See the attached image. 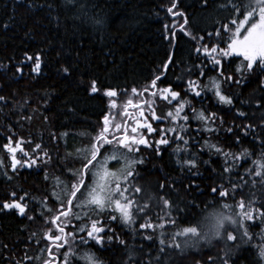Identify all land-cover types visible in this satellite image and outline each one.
Returning a JSON list of instances; mask_svg holds the SVG:
<instances>
[{
    "label": "trees",
    "instance_id": "trees-1",
    "mask_svg": "<svg viewBox=\"0 0 264 264\" xmlns=\"http://www.w3.org/2000/svg\"><path fill=\"white\" fill-rule=\"evenodd\" d=\"M223 4H227V0H207V3L177 0L173 11L183 12L188 20L182 31L180 25L184 24V17L167 11L172 0H0V96L5 98L0 100V161H3L0 165V258L11 256L9 264H16L12 258L22 259L24 247L21 245L26 241L27 256L34 258L27 264H40L35 257L42 259L46 255L41 249L54 248L50 241L42 239L49 228L54 229L45 222L58 208L52 196L53 190L59 191L54 178L60 177L65 183L70 181L68 169L81 167L76 150L91 143L102 126L104 115L109 116L111 124H122L120 112L131 99L143 109L144 117H140V109L132 108L134 113L127 120L129 133L132 134L130 129L136 126V119L146 120L156 129L152 133L139 129L153 146H140L139 153H133L135 159L143 158L144 163L137 165L138 174L129 178L128 185V195L136 204L147 203L149 207L145 213L136 212L135 223L131 225L119 218L109 219L110 215L119 217V213L97 214L85 210L87 219H72L65 229L76 233L75 243L65 245L61 251L73 248L75 264H88L83 257L91 253L99 257L102 264H221L226 245L235 247L239 241L193 238L185 245L186 238L178 236L179 249L169 247L168 242L173 233L189 223L202 222L206 229H211V215L215 211H236L235 208L224 209V204L234 206L241 198L245 202L255 200V207L264 203L262 178L250 171L256 168L252 161L259 157L261 147L242 131L245 125H254L255 129H248L249 133L254 131L264 139V101L257 106L264 95V88L259 85L264 73L258 75L257 69L243 84L229 83L220 76V69L225 77L231 75L233 81L239 79L235 69L241 65L243 57L214 53L222 62L217 66L211 62L212 56L196 51L205 44L209 48L226 47L230 33L224 32L222 25H230L235 16L231 14V6L222 8ZM165 25L169 27L168 33ZM217 29L221 30L220 37L215 35ZM172 31L176 38L170 43L165 35L171 39ZM208 33L213 35L210 37ZM192 36L197 39L193 40ZM169 54L174 62L165 71L162 66ZM37 55L40 57L38 73L33 71ZM65 68L67 73L63 71ZM157 75L161 76L157 89L171 85L174 91L180 92L178 101L169 103L160 95L152 96L156 89L151 88L140 94ZM214 79L220 81L224 94L234 98L233 105L220 103L212 87ZM189 80L196 82L197 90L201 91L199 97L188 91ZM93 81L97 92L91 91ZM133 88L137 93L132 92ZM110 89L116 90V97L104 94ZM113 100L116 107H111ZM183 101L191 103L177 119L168 117L167 113H174L178 102ZM193 109L196 113L203 110L206 115L215 113V118L207 122L197 120ZM153 111L160 119H151ZM238 111L245 112L246 116H239ZM184 116L189 119L184 120ZM169 128L175 131H160ZM206 128L215 131H206ZM178 135L183 136V140L176 139ZM162 136L170 143L160 145L157 155L154 142ZM9 137L13 146L15 141H21L24 152L30 157L46 160L44 153L47 152L51 160L13 171L11 155L4 147ZM37 144L41 146L39 149L35 147ZM208 145H216L223 152L217 153ZM244 148L250 150V157L233 160L229 156L226 162L223 153L238 154ZM105 150L110 153L112 148L106 145L101 151ZM16 156L25 158L19 150ZM189 159L196 160L195 168L189 169L183 163ZM226 166L232 168L230 173L223 172ZM233 184L238 186L234 193ZM218 186L228 189L230 195L221 198L211 191ZM135 187H140L141 192L136 193ZM161 198L173 202V207L165 208ZM11 200L26 204L25 214H17L14 208L4 209L3 203ZM45 204L53 209L51 213ZM76 211L84 217V211ZM169 212L175 225L167 223L166 213ZM29 216L34 218L30 220ZM90 219L100 220L99 226L105 228L103 247L91 240L87 245L79 242V236L84 233L78 232V228L88 224ZM148 222L154 226L163 223L164 227L139 228L141 223ZM246 226L250 233L261 231L259 221L246 222ZM227 230L233 228L229 226ZM33 233H36L34 237ZM147 235L153 240H145L143 237ZM109 236L111 241L107 239ZM162 238L166 241L163 246L159 244ZM260 242V236L256 235L251 243L243 244L232 257V264H264L256 247Z\"/></svg>",
    "mask_w": 264,
    "mask_h": 264
},
{
    "label": "snow or ice",
    "instance_id": "snow-or-ice-1",
    "mask_svg": "<svg viewBox=\"0 0 264 264\" xmlns=\"http://www.w3.org/2000/svg\"><path fill=\"white\" fill-rule=\"evenodd\" d=\"M207 3V0H204ZM231 6V14L235 18L230 20V25L234 26L230 28L229 24L222 25V29L226 33H230L228 40L226 42V47L219 48L218 45H213L209 48L206 44L201 47H197L196 51L200 52L201 50L206 56H212V63L214 65L220 66L221 60L217 59L214 53L219 52L220 55L228 57L231 55H237L243 57V62L238 66L235 71L239 74L240 78L233 81L231 75L224 76L222 68L220 69V76L229 83L235 82L237 84H243L248 76L254 71L264 73V0H227V4L221 5L222 8H227ZM177 8V0H172V5L167 9L168 13L173 16H183L184 24L180 25L182 31H185L184 25L188 23L187 17L183 12H176L173 9ZM166 33L169 32L168 25H165ZM191 35V33H187ZM171 39L169 35H165V39H169L171 43L176 38V33L171 32ZM211 37L213 34L208 33ZM216 37L221 36V30L217 29L215 33ZM193 40H196L197 37L192 36ZM200 40H203V37H199ZM31 59V57H28ZM173 57L171 54L168 56V60L163 64V69L166 71L169 68V65L172 64ZM40 70V57L37 55L36 64L33 68L34 72H39ZM19 71V69H18ZM65 73L68 72V69H63ZM201 75H204V72L201 71ZM161 79V76H155L149 87L142 90L143 92H148L149 88L156 89L151 94L152 96L160 95L162 99L167 100L171 103L173 100H179L180 92L174 91L169 85L163 89H157V81ZM177 79H180L179 77ZM188 91L194 93L195 96L199 97L201 91L197 90V84L195 81L189 80L187 82ZM259 85L261 88H264V76L259 80ZM212 87L215 91V96L219 99L220 103L225 105H233L234 98L232 96L226 95L222 91L221 83L219 80L214 79L212 81ZM92 92H97L96 82H92L91 86ZM133 93H137V89H132ZM108 97H116L117 92L114 89L106 90L104 93ZM5 98L0 96V100ZM264 101V95L261 96V99L257 101V106H260L261 102ZM190 101L178 102L175 112L169 111L167 113L168 117H171L173 120L177 119L180 116L181 112L185 109L186 106L190 105ZM127 105L140 109V117H144L143 109L140 108L139 104H134L131 99L127 101ZM111 107H116L115 100L112 101ZM124 115H128L125 110ZM239 116H246V113L243 111H238ZM193 116L195 119L207 122L209 120H214L215 113L205 114L203 110L199 113H196V110L193 109ZM152 120H158V117L155 114V111L152 112ZM184 120H188V116L183 117ZM147 129L148 133L156 131L152 128V125L146 120L141 122L140 119H136V126L131 127L129 134V128L127 125L122 124H111L108 115L103 116L102 126L94 137L91 138V143L84 148L77 149L76 153L81 158V167L79 169H68L71 172V179L69 182L65 183L60 179V177H55L56 187L59 188V191L53 190L52 196L55 197V202L58 203V208L56 209L55 215H52L49 218L45 219L46 223H50L54 226L49 228L42 237L46 241H50L52 246H48L44 249H41L42 252L47 253V257L41 259L40 256L35 257L36 260L40 261L41 264H73V259L76 257V251L73 248H69L68 251L60 252L65 245H72L77 239V235L74 232H66L65 229L68 227L72 219L81 220L88 218V212L85 210H91L97 214H102L106 211H111L119 213V217L116 215H110L109 219L112 221L117 220L118 218L127 225L135 223V214L136 212L145 213L149 205L145 203L143 206L136 204L133 198L128 195L129 192V178L137 175V165H142L144 163L143 158L137 160L130 158L129 154L136 153L140 151V146L151 148L153 145L149 143L148 139L144 135L139 133V129ZM248 129H255L254 125H245L242 131L245 136L251 135V138L254 141H258L261 147L259 157L252 161L256 165L255 170H250L251 173L255 176L261 177V183L264 184V139L260 135L255 134L253 131L249 133ZM206 131H215L213 128H206ZM162 133L173 132L175 129L169 128L167 130L161 129ZM229 132L232 131L231 128L228 129ZM176 139L183 140V136L178 135ZM236 142L240 143V138L237 137ZM15 146H13V141L9 137V143L5 144L4 147L7 149L8 153L11 155V168L13 171H16L18 168H31L36 166L38 162L47 164L51 157L47 152L44 153V156L47 157L46 160H41V157H30L27 152H24V149L21 145V141H15ZM156 145V154H160L159 146L168 145L170 143L169 139L162 136L161 139L154 142ZM185 144L188 141H184ZM111 146L112 151L109 153L107 150L102 152V149H105V146ZM209 148L215 149L217 153H222L223 150L216 145H208ZM36 149H39L41 146L37 144ZM21 151L24 154V159H17V151ZM178 150V149H177ZM71 155V154H70ZM227 158L232 157L233 160H238L240 157H250L252 153L249 149L244 148L238 154H232L230 152L223 153ZM123 160V164L120 168L115 171L109 167V161H116L120 163ZM186 166L191 168L196 167V160L189 159L183 162ZM3 164V161H0V165ZM232 168L226 166L223 168L224 173H230ZM91 176V183L87 182V178ZM47 179V176L45 177ZM255 184V181H253ZM164 185H161L163 188ZM188 188L189 186H185ZM238 186L233 184L232 190L235 192ZM134 191L136 193L141 192L140 187H135ZM211 191L217 193L219 197H228L230 195L228 189L222 187H212ZM15 197V193H12ZM48 198L46 197L45 200ZM163 200V205L165 208L171 209L173 207V202L168 199L161 198ZM20 200H24V197H20ZM256 201L249 200L245 202L241 198L234 206L229 204H224V209H233L236 211H230L226 213L224 211H215L211 215V229H206L202 222L199 223H189L188 226L183 227L176 233L171 235V240L168 242L169 247H175L177 249L181 248V244L177 242V237H185V245L189 243L193 238L198 240H211L213 237H219L225 241H239L235 247L227 246L223 256L220 258L221 264H232V257L240 249L243 244H249L255 238L256 235H259L261 242L256 245L258 249V256L261 260H264V203L260 207H255ZM49 213L53 211L52 208L47 207V204L44 205ZM4 209H18L21 215L25 214L27 210L26 204L17 202L13 200L12 203L5 202L3 204ZM84 211L85 215L82 218L80 213L76 211ZM177 211H182L177 209ZM42 217L44 213L40 214ZM169 219L167 223L175 225L176 221L171 218L170 212L166 213ZM34 217L29 216L28 219L32 220ZM162 219V218H161ZM259 221L261 225L260 233H250L249 227L246 226V222H255ZM101 223L100 220L90 219L88 224L82 225L78 228V232L86 233V235L79 236V242L81 245H87L89 240L94 241L95 245L103 247L105 243V237L102 233L105 232V228L99 226ZM160 228L164 227L163 223L158 225ZM152 223H141L139 225L140 229H147L155 227ZM231 226L232 231H228L227 228ZM110 230V229H109ZM58 233V234H57ZM36 233H33L34 237ZM164 235L163 233L161 234ZM145 240H153L151 235L143 237ZM31 239V237H30ZM108 241H111L112 237L109 236ZM121 244H124V241H120ZM165 239H160L159 244L161 246L165 245ZM5 248L7 245L4 246ZM161 252L164 250L163 247L159 249ZM59 253V255H57ZM130 253V258H131ZM88 261V264H102L99 257L94 253L86 254L84 257ZM33 257L24 256V260L31 261ZM212 260V257H209ZM20 264V262H17Z\"/></svg>",
    "mask_w": 264,
    "mask_h": 264
},
{
    "label": "flooded vegetation",
    "instance_id": "flooded-vegetation-1",
    "mask_svg": "<svg viewBox=\"0 0 264 264\" xmlns=\"http://www.w3.org/2000/svg\"><path fill=\"white\" fill-rule=\"evenodd\" d=\"M133 107L132 106H127V108L125 107L124 108V111L126 110L127 111V113H128V117L129 116H131L130 114H132V113H134V111H133V109H132ZM13 202V200H11L10 202H7V203H12ZM21 203V202H20ZM4 204V203H3ZM15 209V208H14ZM15 211L17 212V214H19V215H21L20 213H19V211H18V209H15ZM84 235H86V233H84ZM90 241V240H89ZM94 242V241H93ZM26 241H25V245L24 244H22L21 246L22 247H24V250L22 251V255H23V257H22V259H21V257L19 258V259H17V258H12V262H16V264H17V262H20V264H27V261L26 260H24V256L25 255H27V249H26ZM60 252H62L61 250H60ZM46 254V256H45V258L47 257V253H45ZM57 255H59V253H57ZM76 258H74L73 259V264H75L76 263ZM11 262V256H7V255H5V256H3L2 258H0V264H9ZM41 264V263H40Z\"/></svg>",
    "mask_w": 264,
    "mask_h": 264
},
{
    "label": "rangeland",
    "instance_id": "rangeland-1",
    "mask_svg": "<svg viewBox=\"0 0 264 264\" xmlns=\"http://www.w3.org/2000/svg\"><path fill=\"white\" fill-rule=\"evenodd\" d=\"M206 84H209V82H206ZM134 104H137L136 102H133ZM127 108V105L124 106ZM124 107L123 109L121 110L120 114V118H122V125H127V120H128V116L127 115H124L125 111H124ZM130 134V133H129ZM73 140H76L73 138ZM129 157L130 158H134V155L133 154H129ZM135 159V158H134ZM10 161V160H9ZM123 164V160L120 161V163H117L116 161H109V167L112 168V170H116L118 168L121 167V165ZM88 183H91V176L88 178ZM115 214V212H114ZM46 255H44V257L42 256V259L45 258ZM41 263V262H40Z\"/></svg>",
    "mask_w": 264,
    "mask_h": 264
}]
</instances>
